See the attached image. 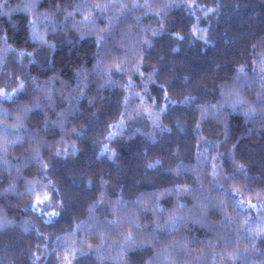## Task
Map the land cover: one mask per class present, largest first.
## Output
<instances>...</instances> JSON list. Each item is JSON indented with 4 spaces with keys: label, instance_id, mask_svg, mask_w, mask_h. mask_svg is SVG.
<instances>
[{
    "label": "trees",
    "instance_id": "16d2710c",
    "mask_svg": "<svg viewBox=\"0 0 264 264\" xmlns=\"http://www.w3.org/2000/svg\"><path fill=\"white\" fill-rule=\"evenodd\" d=\"M0 264H264V0H0Z\"/></svg>",
    "mask_w": 264,
    "mask_h": 264
},
{
    "label": "snow or ice",
    "instance_id": "6c2138e0",
    "mask_svg": "<svg viewBox=\"0 0 264 264\" xmlns=\"http://www.w3.org/2000/svg\"><path fill=\"white\" fill-rule=\"evenodd\" d=\"M191 6H192V5H190V7H191ZM193 31L195 32V29H194ZM177 39H183V37L178 36ZM117 71H119V68H118V67H117ZM141 75H143V73H141ZM20 88L23 89V84L20 85ZM45 167H46V166H45ZM184 191H188V190H187V189H184ZM49 199H50V198H49L48 195L45 193V195H44V200H43V201L38 200L37 203L40 204V203H43L44 201H48ZM49 214H50V215H53V216L58 215V213H55V212H53V213H49Z\"/></svg>",
    "mask_w": 264,
    "mask_h": 264
}]
</instances>
